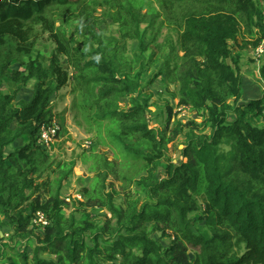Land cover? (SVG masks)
Instances as JSON below:
<instances>
[{
    "label": "trees",
    "instance_id": "trees-1",
    "mask_svg": "<svg viewBox=\"0 0 264 264\" xmlns=\"http://www.w3.org/2000/svg\"><path fill=\"white\" fill-rule=\"evenodd\" d=\"M262 1L0 0V228L9 234L0 236V264H264V96L241 101L240 67L242 52L264 42ZM43 35L48 58L36 48ZM162 76L177 103L154 127L144 91ZM259 79L264 91V63ZM27 85L31 97L15 102ZM67 86L74 123L96 138L93 179L68 217L59 185L71 168L62 176V166L23 209L53 166L38 131L54 122L51 100ZM175 109L202 122L183 123ZM180 136L173 163L169 146ZM100 145L129 167L97 154ZM97 209L111 217L99 223ZM36 212L49 221L39 232ZM29 241L31 258L17 250Z\"/></svg>",
    "mask_w": 264,
    "mask_h": 264
},
{
    "label": "rangeland",
    "instance_id": "rangeland-1",
    "mask_svg": "<svg viewBox=\"0 0 264 264\" xmlns=\"http://www.w3.org/2000/svg\"><path fill=\"white\" fill-rule=\"evenodd\" d=\"M263 7H264V2H263ZM98 12H101V9H98ZM107 23H108L107 25L102 26L103 35L105 37H108V36L110 37V36H113L111 34L115 33V28L109 24L110 20H107ZM65 29L72 30V23L66 25ZM166 32H167L166 28H163L161 30V34L159 35V38H158L159 42L163 41L164 36L166 35ZM238 42H240V39H238ZM135 47H136V43L130 42L127 54L130 53V50ZM36 48L38 49L40 54H42V56H44L45 58H48L49 53L52 50L53 46L47 41V35H43L42 41H40L36 45ZM232 48H233L234 53H236L237 52L236 47H232ZM249 50L251 49L247 48V51ZM243 55H245L246 57L248 56L245 50L242 52V56ZM250 57H251V51H249V56H248L249 66H250L249 73L251 75V79L253 80L251 81V84L254 85L255 83V85L258 87V93L262 95L264 91H260L261 81L256 75L257 73L256 66L252 63ZM261 60H263L262 63H264V56H262ZM62 64L63 66L66 67L65 61L62 62ZM18 68H19L18 65H13L12 67L13 70H16ZM135 73L136 72H134V74ZM253 74H255V77ZM148 76H149L148 71L147 73L143 74V76L141 77L142 84H145L146 80L148 79ZM31 85H27L25 89H23L21 92L18 93L15 102H19L21 100L27 101L31 97L32 95ZM149 87L150 88H148L147 91H144V93L146 92L151 96L150 102L152 103V106L150 107V111L152 113L151 116L153 119L151 124L154 127H159L160 122L157 121L158 115L161 114L159 112H162L163 108L166 105L169 104L170 106L174 107L175 104L177 103V101L172 98V94L175 92V87L174 85L168 84L164 76H162L161 79H158L156 82L153 83V85H150ZM248 89L249 88H246L244 80H242V91H243L242 100H241L242 102H245L243 100L248 97V94H247ZM71 101H72V96L70 94V86L63 88L51 100V102L53 103L54 122L57 123L59 126H61L60 127L61 131H60V135H59L57 142L54 144V146H52L50 150L47 151L50 154L49 160H50V163H53V166L50 167V169L43 176V178L35 181V184L39 186L38 187L39 189L38 191L30 195L29 200L26 202V204L23 205V209L25 210L30 209V208H26V205L32 204L35 200L34 199L35 196L38 195V193L40 194V193H43V191L47 190V188H45L44 186L45 180H48L46 184H49V181L50 182L55 181L54 178L57 177L56 173L61 169L59 168L60 166H62V170L60 171L62 176L64 175V173L69 171V168H71L70 175L67 177L66 180L62 181V178L60 177L61 184L59 186H62V187L60 189L59 196L61 199H63L66 202V205L63 206L64 215L68 217L74 213L76 214V212L82 209L80 205L77 204V202L79 201L82 202L84 200L81 193L83 189L88 186L87 183L91 179H93V176H94V174L89 173V167L93 163L90 157L91 156L90 152L92 148L91 146L95 145L94 143H96L95 142L96 138H95V132L87 133L83 128L78 127L74 123L73 113L71 111ZM126 105H127V101L125 99L121 100V107H124ZM174 112H177V115L179 118L178 120H181L183 123H186L188 120H191V119H196V122L198 124L202 122V118L200 116H197L195 112H191V111L184 112V111H179L178 109H175ZM255 123H258V117H255ZM263 123L264 121L259 122V124L261 125ZM205 133L208 134L209 130H206ZM181 140H183L182 136H180L177 143H175L171 147L169 146L168 157L173 161V163H177L179 160V150L182 148V145H179ZM20 145H21V142L17 141L14 143L13 146L17 147ZM95 150L97 154L99 155L105 154L106 158L109 161L117 162V164L121 168L123 166H126L128 168L130 165V164L126 165L120 160H117L114 157L112 149L109 146L105 147L103 145H100ZM120 153L121 152L117 148L116 154H120ZM82 156H85L86 158L84 162H83L84 157ZM111 168H114L113 165H111ZM130 171H131V168H129L128 172ZM113 178L114 177L111 176L108 178L107 181H111ZM55 185H57V182H55ZM114 186L115 187L113 188V191L120 193V186H122V182L121 181L114 182ZM44 195L45 196L41 198L42 202H46L49 198L46 194ZM120 199H121L120 196H116V201L114 202L118 204L117 202H120ZM86 210L89 211L88 207L86 208ZM90 213L92 214V216L95 217L97 221H99V223L111 217L110 213H108L104 209L93 210V211H90ZM36 214H38L41 217H44L45 221L47 222L46 217L44 216L43 213L36 212L34 216ZM35 228L37 229V232L42 231V228H37V227ZM0 233H1V236H5V237L9 236V234H7L8 230L6 227H1ZM33 248H34L33 242L29 241V242L23 243L22 247L19 246L17 250H19L21 254L25 253V255H28V257L31 258ZM7 254L9 256H12L14 252L10 250V251H7ZM189 255L190 257H192L190 253ZM16 261L19 262L17 259ZM5 263H9V262L5 260ZM100 264H111V263L100 262Z\"/></svg>",
    "mask_w": 264,
    "mask_h": 264
},
{
    "label": "built area",
    "instance_id": "built-area-1",
    "mask_svg": "<svg viewBox=\"0 0 264 264\" xmlns=\"http://www.w3.org/2000/svg\"><path fill=\"white\" fill-rule=\"evenodd\" d=\"M264 55V42H261L254 50L253 56L255 59L259 60ZM61 131L60 126L53 122L50 126H43L38 131V145L43 150H50L52 146L57 142L59 136L57 133ZM47 220V218H46ZM34 226L37 228H45L48 226L49 221H45L44 217L39 216L36 214L33 216L32 222Z\"/></svg>",
    "mask_w": 264,
    "mask_h": 264
},
{
    "label": "crops",
    "instance_id": "crops-1",
    "mask_svg": "<svg viewBox=\"0 0 264 264\" xmlns=\"http://www.w3.org/2000/svg\"><path fill=\"white\" fill-rule=\"evenodd\" d=\"M263 2H264V0H263ZM249 51H251V57L250 58L253 59V50L251 49ZM249 51H246L248 56H249ZM248 56L246 57L245 55H243L241 58V62H240V67H241L244 83L246 85V88H249L248 92H247L248 97L243 100L245 102H247L249 100H253V99H258V98L264 96L263 93H262V95L260 93H258V87L255 85V83H254V85L251 84V81H253V80L251 79V75L249 73L250 66H249ZM262 62H263V60H261L259 62L254 60V62H252L256 66V71H257L256 75L258 78H259V66L261 65ZM253 75L255 77V74H253ZM262 90H263V86L261 83L260 91H262Z\"/></svg>",
    "mask_w": 264,
    "mask_h": 264
},
{
    "label": "water",
    "instance_id": "water-1",
    "mask_svg": "<svg viewBox=\"0 0 264 264\" xmlns=\"http://www.w3.org/2000/svg\"><path fill=\"white\" fill-rule=\"evenodd\" d=\"M1 236V235H0Z\"/></svg>",
    "mask_w": 264,
    "mask_h": 264
}]
</instances>
